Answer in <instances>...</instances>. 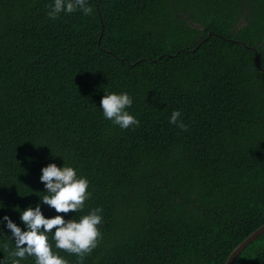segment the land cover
<instances>
[{
	"label": "trees",
	"instance_id": "16d2710c",
	"mask_svg": "<svg viewBox=\"0 0 264 264\" xmlns=\"http://www.w3.org/2000/svg\"><path fill=\"white\" fill-rule=\"evenodd\" d=\"M51 3L0 0V216L23 228L13 207L60 154L91 192L61 215L103 209L83 264H225L264 225V0H89L55 20ZM104 91H127L140 124L106 120ZM232 264H264V234Z\"/></svg>",
	"mask_w": 264,
	"mask_h": 264
},
{
	"label": "clouds",
	"instance_id": "9594fccd",
	"mask_svg": "<svg viewBox=\"0 0 264 264\" xmlns=\"http://www.w3.org/2000/svg\"><path fill=\"white\" fill-rule=\"evenodd\" d=\"M77 11L91 15L94 10L89 0H52L47 15L55 20L61 14ZM263 14L264 11L258 15L262 17ZM132 105L133 97L127 91H104L99 108L106 120L121 129H128L140 124L129 111ZM181 116V111L174 109L169 123L181 129L186 128ZM54 156L62 157L63 164L57 166L56 163H49L41 168L39 179L44 184V191L39 200L23 209L18 205L13 207L19 213L23 228L9 215L0 216V234H5V229L9 230L8 236L13 245L9 248L4 243L3 247L8 248V252L6 257L0 258V264H23L29 257L34 259V264H69L56 249L75 254L78 264H83L86 255L97 247L102 238L101 207L92 208L78 217L61 215L74 214L85 208V201L91 197L90 181L66 157L60 154ZM45 205L56 214L47 216L43 211ZM4 208L5 204L0 201V210Z\"/></svg>",
	"mask_w": 264,
	"mask_h": 264
},
{
	"label": "water",
	"instance_id": "95a60500",
	"mask_svg": "<svg viewBox=\"0 0 264 264\" xmlns=\"http://www.w3.org/2000/svg\"><path fill=\"white\" fill-rule=\"evenodd\" d=\"M264 234V225L255 230L250 236H248L241 244H239L229 255L225 264H232L236 257L252 242H254L260 235Z\"/></svg>",
	"mask_w": 264,
	"mask_h": 264
},
{
	"label": "rangeland",
	"instance_id": "374dc122",
	"mask_svg": "<svg viewBox=\"0 0 264 264\" xmlns=\"http://www.w3.org/2000/svg\"><path fill=\"white\" fill-rule=\"evenodd\" d=\"M253 14H257L256 12H253ZM252 14L250 13L249 14V16H251ZM252 17V16H251ZM251 17H249V18H251ZM257 17V15L255 16V18ZM249 18H247L246 20L244 19V20H242V22L244 21V26H248V20H249ZM262 19L264 20V17L262 16Z\"/></svg>",
	"mask_w": 264,
	"mask_h": 264
}]
</instances>
